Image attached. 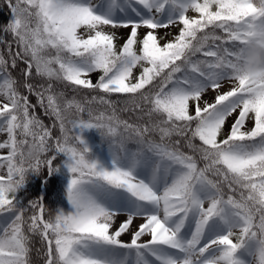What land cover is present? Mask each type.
<instances>
[{"label": "snow or ice", "instance_id": "1", "mask_svg": "<svg viewBox=\"0 0 264 264\" xmlns=\"http://www.w3.org/2000/svg\"><path fill=\"white\" fill-rule=\"evenodd\" d=\"M5 5L0 264H264V75L243 71L264 48V0ZM61 155L67 207L25 204L29 175L56 173Z\"/></svg>", "mask_w": 264, "mask_h": 264}, {"label": "trees", "instance_id": "2", "mask_svg": "<svg viewBox=\"0 0 264 264\" xmlns=\"http://www.w3.org/2000/svg\"><path fill=\"white\" fill-rule=\"evenodd\" d=\"M0 3H3V0H0ZM8 17H9V11L5 5L2 9H0V25H3V23L8 19ZM0 36H3V38L8 41H11L12 39L10 35H4L3 33H0ZM0 50H3V46H0ZM24 67L25 66L23 65V63H21L18 69H10L13 77L19 79L20 69H23ZM57 85H58L57 90L64 91L68 98H71L74 95V93L64 88V86L59 82H57ZM77 99L79 100L84 99V94L77 96ZM113 99H116V97H113ZM30 100L33 103H35L36 98L34 96H30ZM121 106L122 105L119 104L117 105L118 108ZM93 108L97 110H104V106L102 105H93ZM36 114L40 117L41 120H43L46 126L51 128L54 121V117L45 116L43 113V109L40 108L36 109ZM118 114L121 116V118L129 119L127 113L120 112ZM51 130L53 132L54 137H59L60 132L58 127L51 128ZM85 136L88 139V141L94 146V149L97 152V154L104 156L108 148H107V144L102 141L100 134L95 130H88L86 131ZM50 143L54 144V140L50 141ZM52 154H53L52 152L46 153L47 156H51ZM63 158H64L63 155L57 157L56 166L58 168V171L56 173L52 175H48L47 170L44 169L40 173L29 175L26 184L24 186V190L21 193V200L24 201L25 204H27L29 198L31 199L43 198V201L47 206L49 212H51L53 209L62 208L64 206L67 207V205L65 204V195L62 194V192H64L63 190L64 183L70 179L71 175L65 173L62 170ZM37 247H39L38 243H37Z\"/></svg>", "mask_w": 264, "mask_h": 264}, {"label": "clouds", "instance_id": "3", "mask_svg": "<svg viewBox=\"0 0 264 264\" xmlns=\"http://www.w3.org/2000/svg\"><path fill=\"white\" fill-rule=\"evenodd\" d=\"M243 71L253 78L264 75V48L256 44L249 46L246 62L243 65Z\"/></svg>", "mask_w": 264, "mask_h": 264}, {"label": "rangeland", "instance_id": "4", "mask_svg": "<svg viewBox=\"0 0 264 264\" xmlns=\"http://www.w3.org/2000/svg\"><path fill=\"white\" fill-rule=\"evenodd\" d=\"M189 15H195V13H192V12H190L189 13ZM164 31H171L172 33H176L177 32V29L175 28V27H171L170 29H168V30H161V35H163V32ZM118 34L120 35V36H126L127 35V30H125V29H120L119 31H118ZM92 79L95 81V79H96V76L95 75H93V77H92ZM229 87V85H225V89L224 90H227V88ZM214 95H215V93L214 92H209L204 98L206 99V100H212L213 99V97H214ZM231 122V119H230V121H229V123ZM6 138V134H4V135H0V142H2L3 141V139H5ZM129 147H131V148H134V147H132V146H130V144H129ZM6 154H8L7 153V150H2V149H0V157H2V156H4V155H6ZM108 156V150L106 151V153L104 154V157H107ZM65 161H66V158L64 157L63 158V160H62V170L65 172V173H67V174H70L69 173V171H68V168H67V166H66V163H65ZM0 162H2V161H0ZM0 174H3V175H5L6 176V174H7V169H6V167H4V168H0ZM71 179V178H70ZM70 179L69 180H67L64 184V187H65V191L64 192H62V194H64L65 195V193H66V188H67V185L70 183ZM66 198V197H65ZM65 204L67 205V200L65 199ZM62 206H63V204H62ZM65 207V206H64ZM123 218V217H122ZM121 218V219H122ZM123 239L124 240H128L129 239V237L127 236V235H125L124 237H123Z\"/></svg>", "mask_w": 264, "mask_h": 264}]
</instances>
